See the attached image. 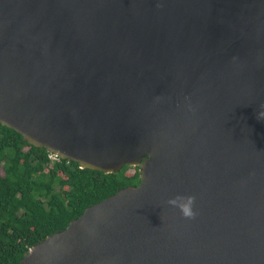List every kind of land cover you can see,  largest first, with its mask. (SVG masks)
<instances>
[{
    "label": "water",
    "instance_id": "water-1",
    "mask_svg": "<svg viewBox=\"0 0 264 264\" xmlns=\"http://www.w3.org/2000/svg\"><path fill=\"white\" fill-rule=\"evenodd\" d=\"M261 114L264 0H0V124L140 172L18 264H264Z\"/></svg>",
    "mask_w": 264,
    "mask_h": 264
},
{
    "label": "trees",
    "instance_id": "trees-1",
    "mask_svg": "<svg viewBox=\"0 0 264 264\" xmlns=\"http://www.w3.org/2000/svg\"><path fill=\"white\" fill-rule=\"evenodd\" d=\"M51 155L0 124V264H18L89 205L140 182L138 166L105 173Z\"/></svg>",
    "mask_w": 264,
    "mask_h": 264
},
{
    "label": "clouds",
    "instance_id": "clouds-1",
    "mask_svg": "<svg viewBox=\"0 0 264 264\" xmlns=\"http://www.w3.org/2000/svg\"><path fill=\"white\" fill-rule=\"evenodd\" d=\"M264 115V114H261ZM171 205H176L180 208L182 214L185 217L191 218L194 216V210H193V204H194V198L193 197H178L173 198L168 201Z\"/></svg>",
    "mask_w": 264,
    "mask_h": 264
},
{
    "label": "built area",
    "instance_id": "built-area-1",
    "mask_svg": "<svg viewBox=\"0 0 264 264\" xmlns=\"http://www.w3.org/2000/svg\"><path fill=\"white\" fill-rule=\"evenodd\" d=\"M51 154H52V153H51ZM51 156H53V157H57V156H54L53 154H52Z\"/></svg>",
    "mask_w": 264,
    "mask_h": 264
},
{
    "label": "rangeland",
    "instance_id": "rangeland-1",
    "mask_svg": "<svg viewBox=\"0 0 264 264\" xmlns=\"http://www.w3.org/2000/svg\"><path fill=\"white\" fill-rule=\"evenodd\" d=\"M0 172H1V170H0Z\"/></svg>",
    "mask_w": 264,
    "mask_h": 264
}]
</instances>
